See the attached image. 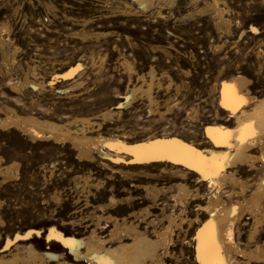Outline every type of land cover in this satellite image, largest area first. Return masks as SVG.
<instances>
[{"label":"rangeland","instance_id":"rangeland-1","mask_svg":"<svg viewBox=\"0 0 264 264\" xmlns=\"http://www.w3.org/2000/svg\"><path fill=\"white\" fill-rule=\"evenodd\" d=\"M125 1L133 5L129 13L123 3ZM190 1L174 0L172 6L166 1L161 4L157 2L150 10L141 11L132 0H0V25L8 23L12 27L10 32L3 33L9 49L6 48L7 61L0 53V105H9L19 113L34 114L57 122L73 121L71 119L81 116L91 117L95 123V133L121 138L126 134L129 141L132 140L130 137L139 138L141 132H146L142 138L167 133L191 140L190 135L198 129V134L204 137L203 133L208 126H231L228 112L221 105L219 86L224 81L230 82L234 76L243 75L250 80L248 88L254 95H264V0H219L218 6L225 8V16L229 19V30L226 25L217 28L213 10L201 14L197 12L208 7L213 0H197L195 4ZM190 12L195 15L185 17ZM16 47L19 51L15 50ZM126 61L132 65L131 72L126 69ZM79 65L81 67L77 69ZM152 70L156 76L153 96L156 103L160 104L163 115L148 114L147 97L142 92L134 96L131 105H124L127 102L128 87L145 84L146 89ZM26 75L31 81L43 83V86L39 90L27 86L19 92L14 91L9 83L24 81ZM143 77L147 83L143 82ZM119 102L124 106L121 107ZM110 109L121 111L120 117L104 120L102 113ZM190 113H198L199 119L186 117ZM98 123H102L100 129L96 126ZM27 139L16 129L0 130L1 168L14 165L9 177L5 178L0 173V182H4L0 186V217L5 222L2 229L0 227L2 248L6 246L8 237L15 240L18 233L22 232V237L27 238L22 243L31 242L41 250L55 253L69 251L60 241L49 239L54 225L59 231L71 236L84 232L83 225L68 224L67 220L75 216L78 220L82 215L98 211V214H105L106 217L108 213L121 217L124 212L94 210L98 204H109L111 196L120 200L133 195L134 208L128 207L126 214H139L143 207L150 206L152 202L145 198L146 193L138 189V185L162 186L175 182L169 181L167 176L154 177L159 174V168H151L154 172L149 169L150 177H140L141 169L133 164L118 165L98 154L92 163L86 162L78 158L70 143L65 146L53 142L33 144ZM122 155L125 158L131 157L125 153ZM165 165L170 166V163ZM256 165L258 170L249 177L253 182L259 179L260 169L263 168L261 162ZM240 174L246 177L249 171L246 168ZM85 177L89 178V184L85 183ZM187 183L193 190L199 188L204 194L209 192L207 187L205 189L200 185L194 174L188 176ZM96 184L99 186L96 187ZM51 194L61 197V204H57L55 196L53 198ZM31 199L35 202L32 203ZM87 199L91 201L89 205H85ZM204 199L197 203L205 204ZM238 199L235 198V201ZM46 200L49 206L43 205ZM160 201L158 206L151 207V211H155H152L153 214L161 215L162 208L170 213L171 206L165 207L164 201ZM193 204L189 209L194 213L187 209L191 216L197 209L196 204ZM87 206H90V210ZM177 208L179 212L180 208ZM246 218L237 231L244 247L248 244L247 233L252 224L251 219ZM4 226L9 227L6 229ZM102 231L104 235L108 233L105 229ZM256 243L264 246V224L255 242L249 246ZM193 254L187 255L186 260L189 261L185 264L195 261ZM238 259L241 264H245L243 258Z\"/></svg>","mask_w":264,"mask_h":264},{"label":"bare ground","instance_id":"bare-ground-1","mask_svg":"<svg viewBox=\"0 0 264 264\" xmlns=\"http://www.w3.org/2000/svg\"><path fill=\"white\" fill-rule=\"evenodd\" d=\"M132 1L140 7L139 9H141V11L150 10L152 7H155L154 5L157 2L161 4L162 1H166L167 4L171 6L174 3V0ZM190 2L195 4L197 0H191ZM219 2V0H213L208 7L200 9L197 12L201 14L210 9L213 10V18L216 20L217 28L221 29L223 25H226L229 30V19L225 16V8L223 9L218 6ZM123 3L127 8V12L133 9L132 4L126 1ZM194 15L195 14L190 12L185 17H193ZM11 28L12 27L8 23H2L0 25V53L4 56L3 58L5 61H7L8 58V51H6L7 40L3 37V33L10 32ZM253 30H255V28H253ZM218 47L220 48L221 46ZM15 50L17 51L18 47H16ZM15 53L16 52H14V54ZM124 64L129 72L133 70L130 62L128 63L126 61ZM80 67L81 65H79L77 69ZM74 71H76V69L72 70V72ZM150 74V82L147 83L145 78H142L143 82L147 83L146 89H144L145 84L139 87L136 85L132 88L128 87L126 92L127 102L124 103V105L126 107L131 105V100L134 99V96L138 92H142L147 97L148 114L163 115V112H161L162 110H160V104L158 105V103H156L157 101L153 96L154 79L156 77L154 76V70H152ZM29 78L30 77L26 75L24 81L19 80L13 83L11 82L9 83L10 87L14 91L19 92L27 86L38 90L43 86V83L31 81L32 79L30 78V80ZM249 83L250 80L243 75L234 76L230 82L224 81L222 86H219L221 87V105L222 108L228 112L227 116L229 117L230 123L232 121V125L208 126L203 133L204 137L198 134L199 129L195 127L198 130L197 132H193L192 136L190 135L191 140H186L170 134L166 135V132V134L142 138V134L144 136L146 132H141V135L138 133L140 135H138L139 138L135 139L134 137H130L132 140L129 141V137L126 134L121 138L113 135L105 136L101 132L95 133V123L90 119L91 117L81 116L79 118L77 117L78 119H71L73 121L57 122L47 118L37 117L34 114L19 113L15 107L13 108L1 103L3 106L0 105V114L2 113L3 116H0V130L16 129L18 133H21L24 137L27 136L29 139L27 140L31 141L33 144L36 142H53L56 145L70 143L71 147L77 152L78 158L83 161L86 160V162L92 163L95 155L98 154V156L113 161V163L118 165H122L123 163L133 164L137 166L138 169H141L139 172L140 177L144 175L145 177H150L151 173L149 174L148 170L151 168H157L156 170H158L159 168V174H152L154 177H159L160 175L167 176L169 181L175 180V182H171L170 185L162 184V186L156 184L138 185L137 188H141L146 193L145 198H148L152 202L150 206L143 207L144 209L139 214H126L128 207H133V195H129L120 200L111 196L109 204L104 206H99L98 204V206L94 207V210L101 209L102 211L112 210L119 213L124 212L121 217H119V215H109V213L106 217L104 216L105 214H98V211H93L90 215H82L78 220L75 216V218L67 220L68 224L74 225L79 223L84 226V232L81 231L78 235L72 234L71 236L59 231L54 225L50 230L49 239L52 240L53 237H56L55 240L60 241L64 248L69 251L55 253L51 250H41L31 242L22 243L21 241L27 239L22 237V232L18 233L15 240H13L11 236L8 237L6 246L2 248V234L0 233V264H185L189 261L186 260L188 258L187 255L192 252L194 253L193 255H195V258H193L195 261L189 264H241L242 262H239L240 260L238 257L243 258L245 264H264V246L259 243H256L252 247L249 246L250 243L255 242L259 230L264 224V95L262 97L254 95L248 88ZM118 104L120 105V102ZM124 105L120 106L122 107ZM166 111H169V109ZM197 114L198 113H190L188 116L186 115V117L199 119ZM120 115L121 111L118 112L113 109L105 110L102 113L104 120H112V117H120ZM96 126L100 129L102 123H98ZM202 127L200 129H204ZM98 128L96 130H98ZM19 145L20 144H18V147ZM106 148L112 152L106 150ZM256 151L258 154H256ZM122 153H125V155L128 154L131 157L125 158ZM167 162L170 163V166L166 167L165 164H167ZM257 162H261L263 168L261 167L262 169H260L261 175L259 179L253 182L249 177L258 170L256 165ZM13 168L14 165L9 167L6 166L5 169H2L0 165V173L3 174L5 178L9 177L12 175ZM246 168L249 174L246 177H243V175L240 176V171L244 172ZM128 169L130 171V168ZM138 169L133 170L136 171ZM151 170L154 172V169ZM190 174L197 176V180L202 187H207L209 191L207 194H204L199 188L193 190L189 186L187 179ZM165 179L167 178L165 177ZM84 180L86 184H89L88 177H85ZM3 183L4 182H2V184ZM2 184L0 186H2ZM96 185V187L99 186V184ZM3 187L6 186L4 185ZM102 188L104 191V187ZM87 189L89 188L87 187ZM84 190H86V188ZM111 195H113V193ZM53 196L55 195L53 194ZM203 197H205V204L197 203V201H200ZM235 198H239L238 201H235ZM88 199L86 201L84 200L86 202H84L85 205L91 203ZM54 200L57 204H61V197L59 198V196L56 195ZM160 200L164 201L163 206H171L172 210L169 209L171 210L170 213L166 212V208H162V210L160 209L162 211L161 215L153 214L155 211L152 210V212L151 207L153 205L158 206L157 204L161 202ZM34 202L32 200V203ZM170 202H173V204ZM26 203L30 204L31 201L30 203ZM37 203H39V200ZM46 204L48 205L47 200L43 205L46 206ZM191 204H196L195 207L197 208L193 216H191L188 211L191 210L189 209ZM7 205H9V203ZM34 205L32 207H34ZM177 207L180 208L179 212L176 210ZM88 208L90 210V206ZM36 209H38V206ZM24 210L26 209L24 208ZM40 211H42V209ZM48 211L49 210H47V212ZM24 212H22V214ZM191 212L194 213L192 210ZM40 213L42 212H39V214ZM56 213L58 216V212ZM12 215L10 216L14 217ZM14 215L17 218V214L15 213ZM151 215H154L152 219L150 218ZM41 216L42 215H40L39 218ZM246 217L251 219L252 224L249 223L251 227L249 226L250 229L247 233L248 244L244 247L239 241L237 231L239 225ZM13 221L15 223L16 220ZM4 224V220L0 217L1 229ZM8 227L5 228L8 229ZM10 229L13 228L10 227ZM104 229L108 232L106 235H104V231H102ZM29 230L30 229H28V232ZM28 234L30 235V233ZM70 258H72L71 261Z\"/></svg>","mask_w":264,"mask_h":264},{"label":"snow or ice","instance_id":"snow-or-ice-1","mask_svg":"<svg viewBox=\"0 0 264 264\" xmlns=\"http://www.w3.org/2000/svg\"><path fill=\"white\" fill-rule=\"evenodd\" d=\"M53 239H56V237H53Z\"/></svg>","mask_w":264,"mask_h":264}]
</instances>
